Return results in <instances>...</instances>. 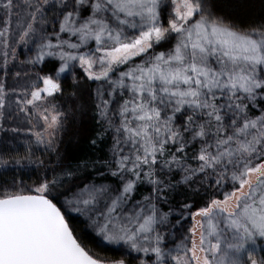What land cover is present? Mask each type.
Instances as JSON below:
<instances>
[{
    "label": "snow or ice",
    "instance_id": "snow-or-ice-1",
    "mask_svg": "<svg viewBox=\"0 0 264 264\" xmlns=\"http://www.w3.org/2000/svg\"><path fill=\"white\" fill-rule=\"evenodd\" d=\"M0 264H264V0H0Z\"/></svg>",
    "mask_w": 264,
    "mask_h": 264
},
{
    "label": "trees",
    "instance_id": "trees-1",
    "mask_svg": "<svg viewBox=\"0 0 264 264\" xmlns=\"http://www.w3.org/2000/svg\"><path fill=\"white\" fill-rule=\"evenodd\" d=\"M85 127H87V121H85ZM66 151L73 157V158H81L83 157L86 153L91 154L89 152L88 146L85 143V140L83 138L78 139V140H67L66 142ZM72 222L76 225H79V222H76L75 220L72 219ZM84 240L85 243L93 249V242L90 238V235L86 232H84ZM114 256L113 253H108L106 252V257L112 258Z\"/></svg>",
    "mask_w": 264,
    "mask_h": 264
},
{
    "label": "rangeland",
    "instance_id": "rangeland-1",
    "mask_svg": "<svg viewBox=\"0 0 264 264\" xmlns=\"http://www.w3.org/2000/svg\"><path fill=\"white\" fill-rule=\"evenodd\" d=\"M73 220H75L76 222H79V223H81V219L79 218V217H73ZM86 233H88L89 235H90V238H91V240H92V242H93V249L92 248H90L89 246V248L90 249H92L93 250V252L96 254V255H98V256H100L102 259H106V260H112V259H118V258H120V256H121V252L118 250V249H116V248H114V247H110V246H105V245H103V244H101L90 232H88V231H85ZM106 252H108V253H113L114 254V256H112V258H109V257H106Z\"/></svg>",
    "mask_w": 264,
    "mask_h": 264
}]
</instances>
